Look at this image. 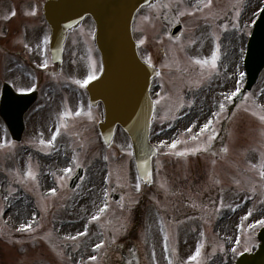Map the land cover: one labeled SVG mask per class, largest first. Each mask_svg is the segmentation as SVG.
Returning a JSON list of instances; mask_svg holds the SVG:
<instances>
[{"label":"rangeland","instance_id":"374dc122","mask_svg":"<svg viewBox=\"0 0 264 264\" xmlns=\"http://www.w3.org/2000/svg\"><path fill=\"white\" fill-rule=\"evenodd\" d=\"M33 11L37 14L30 15ZM23 23L28 32H45L41 5H33L31 0H0V87L15 78L10 48H20L23 41L19 34L12 33L21 30ZM231 26L229 32L223 27V39L219 42V31L210 22L200 24L195 31L188 24L180 47L173 49L163 21L152 16L151 8L144 7L134 21L143 57L161 65L153 92L157 99L163 97L160 104L166 112L183 111L196 97L192 111L200 112L198 120L202 127L212 119L211 114L218 111L220 103L226 104L213 125L217 138L207 152L193 153V148L204 146L205 137L188 144V135L182 140L187 143L177 145L176 149H162L157 159L158 168L148 195L165 197L160 200V204L166 201L165 205L167 198L179 199V207H187L198 215L173 223L149 204L142 208V234L149 254L155 252V264H168L169 259L173 264L188 261L201 245L204 264H233L235 258L257 244L259 226L250 225L264 219V181L259 175V165L264 161V121L259 118L264 115V69L236 109L228 108L224 94L237 88L240 91L246 81L244 55L248 32L243 23H239V29H234L233 24L228 28ZM11 35L9 45L6 38ZM213 56L218 57L215 68ZM197 60L208 63L197 64ZM92 73L94 67H80L76 80L82 81ZM13 85L20 87L18 82ZM28 85L32 86L31 81L24 80L23 86ZM41 111L39 108L37 112L35 107L29 114L28 133L20 143L12 140L0 121V264H101L106 248L98 252H93V248L115 234V217L110 218L112 207L100 221H91L92 215L97 213L104 195H113L120 191V186L128 190L122 195H140L135 185L130 189L135 182L130 140L119 131L112 145L104 148L95 122L88 117L61 112L46 116ZM188 112L179 116L186 119ZM57 131L60 134L50 146L48 141ZM176 139L171 134L164 141ZM176 152L187 154H173ZM79 166L85 168V175L81 185L72 190L64 169ZM29 170L35 174V180L25 175ZM53 187L58 189L56 196L50 194ZM19 196L29 204L30 213L23 216L15 208L7 212L6 205L15 203ZM182 198H186L187 205ZM175 207L177 204L172 205L170 212ZM248 212L252 215L244 219ZM220 218L224 221L222 228L217 223ZM70 220L77 223L69 224ZM26 224L33 228L18 231ZM85 230L88 235L77 241L65 239ZM111 251L110 247L107 257H116ZM92 255L98 256V262L89 259Z\"/></svg>","mask_w":264,"mask_h":264},{"label":"flooded vegetation","instance_id":"af4514ba","mask_svg":"<svg viewBox=\"0 0 264 264\" xmlns=\"http://www.w3.org/2000/svg\"><path fill=\"white\" fill-rule=\"evenodd\" d=\"M33 5L43 4L45 0H31ZM161 4H170L172 15L162 16L164 23L171 30L176 24L182 22L185 30L186 23H201L204 21H215L220 26L226 24H235L242 22L250 25L254 22L260 12L263 0H213L210 9L197 11L196 6L199 0H161ZM23 2V0H20ZM160 2V1H159ZM206 2V0H205ZM182 4V6H181ZM161 11L165 12L167 8L161 7ZM180 12H194L195 15H183ZM240 15L237 17L236 13ZM156 14V13H155ZM46 25V23L44 24ZM45 32L33 34L27 31L26 25L23 23L21 30L13 31L12 35L19 34V39H22L23 45L20 48L11 50V58H13L12 72L15 78L8 81L13 87V82H18L20 87H14L17 92H36L37 102L40 105V111L43 115L55 114L58 112L74 115L75 112L81 111L79 116L88 117L92 122L102 120L105 115L104 105L101 101L95 103L89 97L86 87L82 88L79 84L74 83L78 76L80 67L93 68L94 73L102 68V60L99 50L96 47L94 39V23L90 17L85 18L76 27L71 29L65 41L64 56L61 62L54 61L50 49V31L46 25ZM6 38V43L9 44ZM183 33L174 41L181 39ZM17 37V36H16ZM14 37V38H16ZM47 40L45 44L44 41ZM27 44L29 47L25 48ZM10 45V44H9ZM40 45V50L37 49ZM29 48L32 51H29ZM3 58V57H2ZM45 58L47 59L48 67H38ZM4 61V58H3ZM30 71V72H29ZM30 80L32 86H23L24 80ZM36 102V103H37ZM190 108L186 114V119L172 112H166L161 104L157 105V113L153 123V140L161 145L164 138H168L171 134L180 136L187 135V128L195 124V129H199L200 112L192 111ZM192 112V113H191ZM193 116H192V115ZM76 116V115H75ZM126 197L124 200L123 197ZM120 195L117 201L120 205L123 201L124 207L119 213L116 212L115 227L118 228V236L116 243L112 246L116 257L108 258V264H143V261H149L150 264L156 263V258L149 254L148 242L144 239L142 232L145 227L142 226V216L144 206L149 204L152 209L157 204L154 195ZM144 200L142 203L140 200ZM161 199V198H160ZM186 198H182L185 200ZM186 205L188 201L185 200ZM179 199L172 200L170 204H177V207L159 208L156 209L161 216L170 221L179 223L184 217L190 215L192 210L187 207H179ZM164 205V203H162ZM166 213V214H165ZM113 238V234L110 235ZM147 253L149 255H147ZM113 258V259H111ZM187 262V261H185ZM181 262L180 264H185Z\"/></svg>","mask_w":264,"mask_h":264},{"label":"water","instance_id":"95a60500","mask_svg":"<svg viewBox=\"0 0 264 264\" xmlns=\"http://www.w3.org/2000/svg\"><path fill=\"white\" fill-rule=\"evenodd\" d=\"M151 0H51L46 4V17L52 26L54 56L62 54L66 30L84 15L90 14L97 24V42L104 59V72L90 86L92 97L100 98L106 106L103 135L109 142L116 124L120 123L132 139L138 169L145 180L151 179V159L156 153L150 142V126L154 103L150 85L156 70L143 62L133 37L132 23L137 10ZM246 67L249 74L247 88H251L264 67V15L258 21L251 40ZM8 110V111H7ZM13 111V110H12ZM4 114L14 138L23 131L22 114H9L4 102ZM9 114V115H8ZM83 169L71 179L77 186ZM259 251L244 254L237 264H264V230Z\"/></svg>","mask_w":264,"mask_h":264},{"label":"snow or ice","instance_id":"6c2138e0","mask_svg":"<svg viewBox=\"0 0 264 264\" xmlns=\"http://www.w3.org/2000/svg\"><path fill=\"white\" fill-rule=\"evenodd\" d=\"M212 4H213V0H206V2H205V0H199L198 5L196 6V10L197 11H203L204 9H210L212 7ZM156 6L157 5H150V7H156ZM170 6H171L170 4H159V7H163V8H170ZM29 14L30 15H36L37 13L35 11H33V12L29 13ZM185 14H187V15H195L194 12H188V13H185L183 11L180 12L181 16H183ZM12 15L15 16V12H13ZM236 15L238 17L240 15V13L237 12ZM235 27H237V29H239V23H237L235 25ZM225 30H227V26H225ZM44 43L45 44L47 43L46 39H45ZM193 43H194V41H193ZM24 47L28 48L29 46L27 44H25ZM37 49L40 50V45H37ZM29 51H32V49L29 48ZM217 59H218L217 56H213V58H212V67L213 68L216 67V60ZM196 63L197 64H202V63L206 64V63H208V61L197 60ZM38 67H42V68L46 69L48 67L47 59L45 58L44 62L41 65H38ZM241 77H243V73H241ZM96 79H97V76L95 75V73H92L91 75H88L86 79H84L82 81L81 80H75L74 83L79 84L82 88H84V87H87L93 80H96ZM238 92H239V89L237 88L236 91L232 92L231 94H227V93L224 94V100L225 101H231L233 99V97H235L237 95ZM161 99H163V97L158 99L156 101V103L159 104L161 102ZM225 109H226V104L225 103H220L218 105V111L211 114L212 119L208 120L206 123H204L203 126L199 128L198 132L193 134V129L196 127L195 124H193V125H191L190 127L187 128V132L189 134H191L190 139L192 141H198V140H200V138L202 136L205 137V139L202 142L204 146L203 147L193 148L192 149L193 153L200 152V151L207 152L209 150V148L211 147L212 141H214L217 138V134H216L215 129L213 127V122L214 121L215 122L219 121V117L224 112ZM247 110L248 109H245V111H247ZM262 110H264V107H262ZM81 114H82L81 111H77V112L74 113V115H76V116H79ZM65 115L67 116L68 113H65ZM253 115H255V113H253ZM259 118H260L261 121H264V115H261ZM59 134H60L59 131H57V132H55L53 134V136L51 137V140L48 141L50 146H52L53 142L57 139V136H59ZM205 134H207V135L205 136ZM41 143H44V142L41 141ZM179 143H187V141L174 140L171 143H169L168 141H161V145L157 149V151H161L162 149H176L177 148V144H179ZM224 151L227 152L228 149L225 148ZM165 154H168V153L165 152ZM173 154L179 155V156H184L187 153L186 152H176V153H173ZM105 159L107 160L108 157L105 156ZM253 167H256V166L254 165ZM72 171H73L72 168L64 169V172L69 174V175L72 173ZM25 175L31 180H35V178H36L35 174L31 170L27 171V173ZM259 175H260L261 180L264 181V161H262L261 164L259 165ZM110 176H111V173H109V177ZM135 187H136L137 191L140 190V185L139 184H137ZM161 187L165 188V185L162 184ZM57 193H58V189L56 187H53L50 190L51 196H56ZM106 195H107V193H106ZM5 199H7V197H5ZM120 207L121 208L124 207L123 201L121 202ZM109 209H110V204H109V202L107 200H105L102 203V205L98 207L97 213L92 215L91 221H100L102 216L105 213H107L109 211ZM251 215H252V213L248 212L247 216H245L244 219H247V217L251 216ZM257 225H259L260 227H264V219L257 220L256 224H252V225H250V227L255 228ZM32 228H33L32 224H26V225L20 226L18 231H20V232L30 231ZM87 235H88L87 230H85V231L79 232L77 235L66 237L65 239L71 240V241H77V240L80 239V237H84V236H87ZM112 243H115L114 239H113ZM104 247H105V244L103 242L96 243L94 248H93V252H98L99 250H101ZM203 247L204 246L201 245L200 248H197L195 250L194 254H192L189 257V260L187 262H185V264H204V261L201 259V257H202L201 249ZM167 248H168L167 237H165V250H167ZM152 255H153V258H155V252H153ZM89 259L91 261L98 262L99 258H98L97 255H92L91 257H89ZM129 264H131V261L129 262ZM168 264H173V260L169 259L168 260Z\"/></svg>","mask_w":264,"mask_h":264},{"label":"bare ground","instance_id":"6f19581e","mask_svg":"<svg viewBox=\"0 0 264 264\" xmlns=\"http://www.w3.org/2000/svg\"><path fill=\"white\" fill-rule=\"evenodd\" d=\"M47 188H49V186L47 185ZM13 203V202H12ZM8 203L6 206H7V212L9 210H11L12 208H15L17 211H19L20 215L23 216V214L25 212H28L30 213V209H29V204L26 202L25 198L23 196H19L17 199H16V202L15 203ZM21 217V216H20ZM69 224H75L77 223V221L75 220H70L68 222ZM218 226L222 228V226H224V221L222 220V218H220L218 221ZM67 224V221H64L63 222V225H66Z\"/></svg>","mask_w":264,"mask_h":264}]
</instances>
